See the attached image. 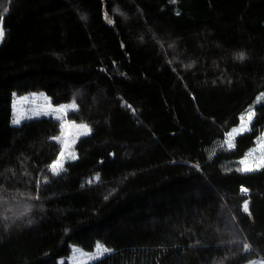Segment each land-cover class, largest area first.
Returning a JSON list of instances; mask_svg holds the SVG:
<instances>
[{"label":"trees","instance_id":"1","mask_svg":"<svg viewBox=\"0 0 264 264\" xmlns=\"http://www.w3.org/2000/svg\"><path fill=\"white\" fill-rule=\"evenodd\" d=\"M0 21V264L264 262V168L238 170L264 0H0ZM35 91L91 130L59 174L62 120L11 123Z\"/></svg>","mask_w":264,"mask_h":264},{"label":"rangeland","instance_id":"2","mask_svg":"<svg viewBox=\"0 0 264 264\" xmlns=\"http://www.w3.org/2000/svg\"><path fill=\"white\" fill-rule=\"evenodd\" d=\"M262 93H264V91L260 92L256 96L253 102V106L264 102V96H261ZM257 97H261V99L258 101ZM71 105H73V103L63 105L64 110L58 112V111H53V109H57L61 107L53 106L51 104L50 98L42 91H35V92L26 93L22 95H14L13 102H12L11 123L12 125H20L22 122L26 120L38 118L42 116H53L56 119H61L62 120V132H61L60 138L63 143V146L65 147L64 156L62 160L63 162L72 160L73 159L72 157L76 156L75 151H74V145L76 144L79 138L89 135L90 132L87 135L82 134L83 130L80 129L78 126L86 125V124L75 123V122L67 121L65 119L67 111L75 109V108L70 107ZM17 118H19L20 122L18 124H14L13 120ZM239 126H240V122H239V125L234 128H238ZM234 128H232L230 132H232ZM229 133L226 134L225 142H224L228 148L230 147L228 146L226 141L229 140V135H228ZM236 136L237 135L234 136V139L236 138ZM262 138H264V130L261 132L260 136L257 138L255 146L251 148L246 153L244 158L242 159L244 160L245 157H248L247 163L249 165L253 164L254 162H258V159L261 155V144L264 143V140H262ZM234 139H233V142H234ZM253 149H255V153L252 156H248V154L252 152ZM241 166L243 167L242 164ZM262 262H263L262 260H259V261H256L250 264H262Z\"/></svg>","mask_w":264,"mask_h":264},{"label":"snow or ice","instance_id":"3","mask_svg":"<svg viewBox=\"0 0 264 264\" xmlns=\"http://www.w3.org/2000/svg\"><path fill=\"white\" fill-rule=\"evenodd\" d=\"M3 37H4V30L2 26V21H0V42H2ZM241 58H243V56H241ZM261 96H264V93H262ZM260 99L261 97H257L258 101ZM70 107L75 108V104L71 105ZM63 110H64L63 106L61 108L53 109V111H58V112L63 111ZM254 117H255V111L251 108L246 110V113L240 117V126L238 128H234L232 132L228 134L229 140L226 141V143L228 144L230 148L235 146L233 143V139L235 135H238L245 131L250 130V126H251V123ZM19 122H20L19 118L13 120L14 124H18ZM78 127L83 130L82 134L84 135H87L91 131L87 125H79ZM54 139L59 140V137H55ZM262 140H264V138H262ZM254 153H255V149H253L252 152L248 154V156H252ZM63 156H64V152L62 150L60 153V157H58L57 160L54 161L53 164L49 166L53 174H59V172L63 170V160H62ZM72 158L75 159V156H73ZM247 159L248 157H245V159L241 161V164L243 165V167L241 169H238L239 171L251 172V171L258 170L260 168H264V143L261 144V155L258 159V162H254L253 164L249 165L247 163ZM241 191L246 193L248 190L246 188H242ZM243 210L246 213L249 212L247 201L244 202ZM244 248L245 250H248V245H244ZM96 249H97V252L100 253L101 255L110 251V249L104 247L103 245L99 243H97ZM262 264H264V262H262Z\"/></svg>","mask_w":264,"mask_h":264}]
</instances>
